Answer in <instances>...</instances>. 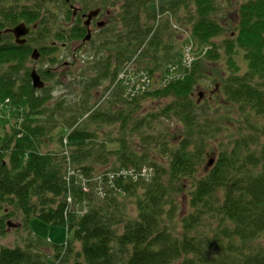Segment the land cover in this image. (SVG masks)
Here are the masks:
<instances>
[{
    "label": "trees",
    "instance_id": "16d2710c",
    "mask_svg": "<svg viewBox=\"0 0 264 264\" xmlns=\"http://www.w3.org/2000/svg\"><path fill=\"white\" fill-rule=\"evenodd\" d=\"M61 1L69 7L66 17L71 22L69 5L75 0ZM115 1L94 0L96 4L89 8L82 5L103 11ZM219 1L159 3L160 12L170 9L177 14L182 9L180 19L188 25L193 42L206 51L182 79L136 97L117 81L119 73L141 46L137 69L145 68L147 56L157 61L161 49L173 46L164 43L166 30L172 27L162 23L146 43L157 4L119 0L118 14L110 17L115 24L122 22V27L115 32L117 25L105 27L110 17L105 21L103 27L110 35L100 38L103 47L91 42L95 53L87 71L91 74L78 80L85 97L67 104L64 99L51 104V89L45 84L34 88L26 63L36 42L42 43L41 57L52 53L45 45L48 40L58 46L66 41L67 49L68 42L83 39L87 31L81 18L64 28V19L49 7V1L0 9V31L20 22L36 24L22 44L15 43L9 32L0 38L4 40L0 65L6 64L0 70V102L10 98L11 114L24 117L10 123L8 131L5 122L0 123V235L7 230V217L13 215L10 207L20 212L25 225L35 216L67 231L65 242L55 244L52 254L39 249V239L24 246L0 243V264H264V122L256 118L264 116V0L239 2L236 25L223 38L219 36L225 27L215 15L222 8ZM14 2L22 0H9L7 5ZM220 50L229 69L221 95L244 125L227 143L217 145L216 158L206 169L207 140L215 137L216 130L201 123L198 117L208 114H198L204 107L192 95L206 63L218 58ZM241 51L247 61L243 73L237 59ZM104 82L103 102L91 106L90 89ZM157 99L166 101L145 108L144 101ZM61 112L66 115L61 121L66 120L71 130L59 129L60 151H42ZM171 120L180 122L184 133L166 130ZM114 143L117 147H107ZM73 162L77 168L73 172L79 175H89L108 163L106 171L148 164L154 173L146 182H120L116 190L105 185L100 197L94 185L85 191V180L71 178L66 168ZM184 179H190L191 185L189 210L180 215L172 190ZM121 197L133 198V214Z\"/></svg>",
    "mask_w": 264,
    "mask_h": 264
},
{
    "label": "rangeland",
    "instance_id": "374dc122",
    "mask_svg": "<svg viewBox=\"0 0 264 264\" xmlns=\"http://www.w3.org/2000/svg\"><path fill=\"white\" fill-rule=\"evenodd\" d=\"M48 1L49 7L53 11H55L60 16V18L64 19V28L68 27L71 23L70 20H67L66 17V11L69 10V7L66 4H63L61 0H22L21 4H16L14 2L13 4L8 5L7 3L9 2V0H0V9L10 8V5L18 7L23 4L28 6H33L35 4L37 6L42 5L43 3H47ZM154 1L157 4V12L156 16L150 21V24L151 26L153 25V28L147 35L145 42L149 43L154 32L160 27V25L162 26L167 22V26L170 25L174 31L171 28H168L166 30L164 36V43H170L173 44V46H167L166 49H161L158 55L160 58L158 60L156 59L157 61H154L151 57L148 59V56L144 58L143 62H145L146 65L149 63V66L153 70H151V68L146 65L145 68L142 67L139 69V72L141 73L135 80H133V84L131 85L134 89L136 97L143 95L145 92L142 87L143 82H141V79L144 77V74L146 75V91L148 89L152 90L154 88H162L167 83L173 80L182 79L185 75H187L191 71L194 61L196 59L200 60L199 57L206 51V47L199 49L197 45L193 42L188 25L184 24L182 22V19H180V17L184 14L182 9H180L177 14L173 13L170 9H166L163 10L164 12H160L162 10H159V3L163 2L164 0ZM241 1L243 0H224V3L223 0L219 1V7L221 6L222 8H218L216 10L215 15L216 18L225 27L224 33L219 36V38L227 36V34L230 33L236 25L237 17L235 11L237 9V4H239V2ZM80 3L87 6V8L94 7V5L96 4L94 0H88L87 3L86 0H75V2H73L75 6H79ZM111 6L112 7L109 8L105 7V9H110L111 14H113L114 12L118 14V9L120 7L119 0H116L115 4ZM103 12V19L107 21L108 18ZM113 25H117L115 28L116 32L122 27V22H119V24H115L112 20V17H110V22L105 27L111 28ZM94 28L96 29V31H93L92 38L89 41L86 40L87 42H81L82 39H80L74 40L71 43L68 42L69 46L67 47V49L60 53V57L58 59L53 58L54 61H52L51 57H48V55L41 56L37 60L30 58L27 61L26 65L28 66L30 71L35 68L37 72H43V74H39L41 75V79L43 80V82H45V86L51 89V95L53 97L51 100V104H55L61 99H64V103L67 104L72 99L81 100L83 97H85V95L82 93L84 87L81 88L78 86V80H80V75L82 77H85L91 74L87 71L89 70V65H91L92 63L91 56L95 55L94 50L92 49V41H96L97 44L101 45L100 38L104 36V33L109 34L107 32L108 30H105L103 26L102 28L100 27L97 29L95 25ZM123 30L126 32V28H123ZM2 43H4V40H0V44ZM45 43H51V41L48 40ZM81 43H84L83 46H80L77 48V50H75L76 47ZM41 45L42 43L36 42L33 46L34 48H39V46ZM101 47L103 46L101 45ZM143 47L144 46H141L136 51V53L132 55L133 57L125 63L126 66L122 69L123 73H127L129 69L137 67L135 63L136 57H140L139 54ZM237 59L239 62V66L241 67L240 72L243 73L247 68V61L244 58L242 51L241 53H238ZM4 68H6V64L3 66L0 65V70ZM228 73L229 69L227 64V56L225 55V53H223L222 50H220L218 58H213L206 63L202 71V75L193 90V99L198 101V103L204 107L203 110H198V114H208L206 118H198H201L200 120L203 125H205V123L207 124V126L205 125V127H212L216 130L215 137L213 139L207 140L208 155H206L203 164L204 167L210 157H214L215 160L217 155L216 150L218 149L217 145L220 142L227 143L230 137L237 135V128L241 125H244L242 120L232 110V108L229 106L226 100L222 98L221 95V92L224 88L222 87V83L225 81ZM92 75L94 76V74ZM106 85L107 82H104L90 89V95H87V97L90 100L91 106H98L101 102H103V99L105 97L100 96L101 93L104 91ZM199 93H201V96L199 95ZM98 99L99 102H97ZM165 101V99H157L155 101L147 100L144 101V106L145 108L149 109L151 107H156V103H164ZM9 108L11 109L10 98H5L2 102H0V123L5 122L7 131L8 125L10 123L21 122L24 118L21 114L17 115L18 117L15 118L13 114H11ZM1 109L6 111V113H3ZM60 115L61 116L56 117V121H54L52 130L48 135L49 139L46 141V145L41 148L42 151L47 149L60 151V149L62 148L57 139L59 129L61 127L64 128L66 130L65 133H68L71 129H68L69 124L66 120L65 122L61 121L64 116L66 117L65 113L61 112ZM85 117L86 115H84L83 118L79 119L78 122L81 121L82 123ZM256 118L259 121L264 122V116H258ZM80 125L82 126V124ZM168 125L169 126H164L166 130L170 129L171 131L177 132L179 134L184 133L183 125L180 122L171 120L169 121ZM9 130L11 131V127H9ZM1 132L3 131L1 130ZM66 136L67 135H65L64 137ZM134 141H136V139H134ZM117 145L118 143L108 144L107 147L114 148L117 147ZM155 157L159 161H161L158 155H155ZM73 164L75 165L74 162L68 164L66 168L70 171L69 175L71 176V178L78 179L79 181L83 179L88 184L97 187H104L105 185H108L111 189L116 190L121 188L120 182H146V176L142 177L140 180H130V178H126L122 173V175L119 176L117 180H114L111 177H105L101 175L100 172H105L107 169H109L110 166L108 165H110L111 163H108L107 166L97 167V171L89 175L83 173V175H79L77 174V172H73V169L76 168ZM144 165H146L148 169L151 168V165L147 164H143L141 166ZM66 178L68 179V177ZM188 185H190V179H184L180 183L176 184L175 190H172L173 198L180 204V215L189 210ZM190 189L191 185L189 187V190ZM121 201L125 204L126 209L130 211L131 214H133V198L121 197ZM85 209H87V207L83 205L82 210L84 211ZM9 210L13 211V215L7 217V220H10L11 222L10 225H7L6 232L3 235H0L1 244L8 246H24L25 243H27L29 240L39 239L42 241V245L39 247V249L42 251L45 250L47 252L52 249L55 244H61L66 240L67 231L64 227L49 224L35 216H33L30 219L29 223L25 225L21 222V214L17 209L10 207ZM172 264H180V262L175 261Z\"/></svg>",
    "mask_w": 264,
    "mask_h": 264
},
{
    "label": "water",
    "instance_id": "95a60500",
    "mask_svg": "<svg viewBox=\"0 0 264 264\" xmlns=\"http://www.w3.org/2000/svg\"><path fill=\"white\" fill-rule=\"evenodd\" d=\"M65 1H69V0H65ZM99 11V8H96V9H93V10H90L88 13H87V16H86V20L84 22L85 25L88 26L91 18L95 15H97ZM104 20H99L97 22V25L100 27L104 24ZM33 27L36 26V24H33L32 25ZM29 26H27L24 22H20L18 24H16L14 27H11V28H7L3 31H0V37H1V34L3 32H12L13 35H14V38H15V42H17L18 44H22L24 43V41L26 40L24 35L28 33L29 31ZM90 38V31L88 30L84 40H87ZM32 58L34 59H37L39 57V52H38V49L37 48H34L33 51H32ZM30 76H31V79H32V85L34 88H39L41 86L44 85V82L43 80L41 79L40 75L38 74V72L34 69H32V71L30 72ZM199 95L201 96V93H199ZM214 162V157H210L205 165V168L207 169L208 167H210ZM10 220L7 221V224L10 225Z\"/></svg>",
    "mask_w": 264,
    "mask_h": 264
},
{
    "label": "flooded vegetation",
    "instance_id": "af4514ba",
    "mask_svg": "<svg viewBox=\"0 0 264 264\" xmlns=\"http://www.w3.org/2000/svg\"><path fill=\"white\" fill-rule=\"evenodd\" d=\"M71 1V0H70ZM76 1H78V0H76ZM70 8H72V12H71V17H72V19H71V22L73 23L74 21H75V18H81V22H82V24H84V22H85V20H86V16H87V13L89 12V10L91 9H87V10H85L86 8L84 7V5H82L81 3L79 4V6H75L73 3L71 4L70 3ZM102 9H100L99 8V11H98V13H97V15H95V16H93L92 18H91V20H90V22H89V24H88V26L87 25H85V28H86V31H90V35H92L93 34V31H96V29L94 28V26L96 25V28L98 29V28H100L98 25H97V22L99 21V20H102L103 19V15H102ZM106 16H107V18H109L110 17V15H111V10L110 9H105L104 10V12H103ZM107 22H108V20L106 21V24H107ZM27 25V24H26ZM27 26H29V25H27ZM33 26L31 25V26H29V28L31 29ZM102 27V26H101ZM30 29H29V31H30ZM29 31H28V33H29ZM10 33V32H9ZM27 33V34H28ZM91 38H89V39H87V41H89ZM26 40H27V38H26ZM87 42L86 40H84V39H82V41L81 42ZM83 44L84 43H81L80 45H78L77 47H76V49L75 50H77V48L78 47H80V46H83ZM45 45H47V46H50V50H51V52L52 53H50V54H48V57H51L52 59L53 58H59L60 57V53L61 52H63L64 50H65V47H66V45H67V42L66 41H64V42H62L59 46L58 45H56V41H52L51 43H45Z\"/></svg>",
    "mask_w": 264,
    "mask_h": 264
},
{
    "label": "built area",
    "instance_id": "2783aa9c",
    "mask_svg": "<svg viewBox=\"0 0 264 264\" xmlns=\"http://www.w3.org/2000/svg\"><path fill=\"white\" fill-rule=\"evenodd\" d=\"M141 82H143V84H142V87L144 88L145 87V84H146V77L144 76L142 79H141ZM143 172L144 173H146L147 172V170H146V168H144L143 169ZM129 174V175H132L133 177H135V174L133 173V171L131 170V169H129V170H125V169H122L120 172H112V173H110L109 174V177H111V178H115L117 175H120V174ZM111 175V176H110Z\"/></svg>",
    "mask_w": 264,
    "mask_h": 264
}]
</instances>
